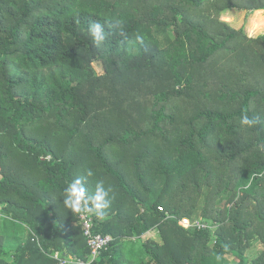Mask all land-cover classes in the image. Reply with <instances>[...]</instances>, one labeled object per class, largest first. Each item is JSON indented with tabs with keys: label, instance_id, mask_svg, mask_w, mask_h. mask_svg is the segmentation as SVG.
Listing matches in <instances>:
<instances>
[{
	"label": "trees",
	"instance_id": "trees-1",
	"mask_svg": "<svg viewBox=\"0 0 264 264\" xmlns=\"http://www.w3.org/2000/svg\"><path fill=\"white\" fill-rule=\"evenodd\" d=\"M232 10L264 0H0V264L88 260L62 202L87 162L113 197L91 264H264V35Z\"/></svg>",
	"mask_w": 264,
	"mask_h": 264
},
{
	"label": "clouds",
	"instance_id": "clouds-1",
	"mask_svg": "<svg viewBox=\"0 0 264 264\" xmlns=\"http://www.w3.org/2000/svg\"><path fill=\"white\" fill-rule=\"evenodd\" d=\"M90 32L93 41L97 44L105 39L104 28L100 23H95L91 26ZM255 33L250 34V38H254ZM260 121L258 118L249 117L247 114H242L240 117L241 127H253ZM87 176H92L90 169L86 171ZM259 175L264 176V171ZM111 187H105L102 180L95 184L94 193H89L84 182L80 178H76L67 184L63 189V204L73 214L94 215L100 218L105 215V211L110 208L113 197L110 196Z\"/></svg>",
	"mask_w": 264,
	"mask_h": 264
},
{
	"label": "rangeland",
	"instance_id": "rangeland-1",
	"mask_svg": "<svg viewBox=\"0 0 264 264\" xmlns=\"http://www.w3.org/2000/svg\"><path fill=\"white\" fill-rule=\"evenodd\" d=\"M257 12L258 11L249 12V11L232 10V11H229V12L225 13L224 15H222L221 18H222V21L227 22L232 29H234L236 31L244 32L248 38H250V34H252V33H255L254 38H258L259 36L264 35V15L258 14ZM158 31H161V30H158ZM158 36L160 38L161 46H166L167 45V41H166L167 34L160 33V34H158ZM254 38H250V39H254ZM93 67L95 68V70L97 72L103 73V70H102V67L100 64L95 62V63H93ZM86 168H85V166H83V168H80L81 172L77 173V175L80 179H82L86 188L88 186L91 187L90 184H93L92 187L95 188L96 182L101 180V179L99 177L95 178L96 176L93 179L92 176L89 177L86 175V171L88 169H90L92 171V169L94 168L93 165L88 164V162H87ZM81 173L83 175H81ZM92 173H94V171H92ZM74 176H76V172H74ZM15 227L20 231V232H18L19 233V239L26 241L28 238L27 230L22 225H19V224H16ZM144 237L146 240H148V239L160 240L159 238H157L158 236H157L156 231H151V232L147 233ZM258 248L261 249V246H258ZM258 248H256V250L254 249L253 250L254 252H252V254H254V255L258 254L257 253ZM230 264H235V261L233 259L230 260Z\"/></svg>",
	"mask_w": 264,
	"mask_h": 264
},
{
	"label": "built area",
	"instance_id": "built-area-1",
	"mask_svg": "<svg viewBox=\"0 0 264 264\" xmlns=\"http://www.w3.org/2000/svg\"><path fill=\"white\" fill-rule=\"evenodd\" d=\"M51 157H47V161H51ZM161 212H164L162 207H159ZM80 224L87 241L88 248L90 250V255L88 260L79 259L75 257L60 258L59 253H56L55 259L59 260L61 264H91L96 261V259L101 255V253L108 249L109 245L113 242V237L111 235H102L94 233V220L93 216L90 214L79 215ZM180 225L185 229L197 228L199 230L207 229L210 227L209 224L201 221L193 222L189 218H183L180 220Z\"/></svg>",
	"mask_w": 264,
	"mask_h": 264
},
{
	"label": "crops",
	"instance_id": "crops-1",
	"mask_svg": "<svg viewBox=\"0 0 264 264\" xmlns=\"http://www.w3.org/2000/svg\"><path fill=\"white\" fill-rule=\"evenodd\" d=\"M255 245H256L255 248H254L255 250H256V248H258V246H261V249L258 248V250H257L258 253L261 252V251L263 250L262 245H259V244H255Z\"/></svg>",
	"mask_w": 264,
	"mask_h": 264
}]
</instances>
